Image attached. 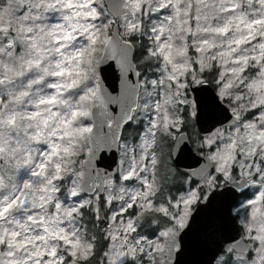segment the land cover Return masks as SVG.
<instances>
[{
    "label": "snow or ice",
    "instance_id": "6c2138e0",
    "mask_svg": "<svg viewBox=\"0 0 264 264\" xmlns=\"http://www.w3.org/2000/svg\"><path fill=\"white\" fill-rule=\"evenodd\" d=\"M93 5L94 0H0V86L21 77L25 67L41 77L30 80L29 87L43 76L56 78L48 85L53 92L23 113L46 128L50 121L55 124L47 151L37 150L34 158L19 136L13 143L0 135V257H9L0 264H19L12 259L14 248L24 252L23 264H124L125 258L133 264H178L186 246L200 254L197 264H264V12L255 11L264 9V0L251 5L243 0H120L113 5L118 19L103 21ZM51 10L59 11L63 21L52 25L53 50L61 54L72 47L63 63L75 65L77 57L83 62V74L70 76L71 83L64 80L60 62L50 74L42 65L47 50L36 31ZM149 13L161 19L148 29L144 55L130 61L134 41L114 43L109 33L114 24L122 38L140 33L142 17ZM117 44L120 92L107 99L120 104L126 120L135 112L126 110L125 102H134L135 110L148 114L147 128L137 151L119 145L118 173L90 176L91 190L82 197L85 163L91 166L95 158L103 164L104 153L117 146L103 137L93 140L92 126L80 124L94 106H104L99 66L115 55ZM169 47L172 55H165ZM159 57L165 61L159 77L133 85L130 77L140 76V65ZM8 89L7 100H0V127H14L21 116L8 96L19 103L29 95ZM71 90L80 92L74 100L65 98ZM25 167L31 178L21 184L18 171ZM68 174V195L75 201L70 206L57 199V182ZM176 182L182 185L176 194L163 190ZM244 189L252 195L244 197ZM236 193L242 198L235 199ZM20 208L27 214L16 227L30 238L3 226ZM85 209L94 223L78 227ZM200 209L205 214L193 225ZM145 217L158 225L152 238L137 234L136 225ZM37 228L40 233L32 234Z\"/></svg>",
    "mask_w": 264,
    "mask_h": 264
},
{
    "label": "water",
    "instance_id": "95a60500",
    "mask_svg": "<svg viewBox=\"0 0 264 264\" xmlns=\"http://www.w3.org/2000/svg\"><path fill=\"white\" fill-rule=\"evenodd\" d=\"M105 6L110 14L114 16L115 19H118V13L116 12L117 9L113 8V5H118L120 0H104ZM120 10L123 11V4L121 3ZM121 29L119 25L116 24L115 27L112 29L111 33L109 34L113 42H121L124 38L120 35ZM129 56L128 59L130 61L134 60L135 54V46L134 44L130 46ZM119 56V45L117 44V49L115 55H112L111 58H105L102 60L101 65L99 66V75H100V95L101 99L104 100V106H94L91 110V118L93 121V140L97 137H103L106 141L111 143L115 141L116 147L106 151L103 156L104 163H99L93 158L91 166L88 163H85L84 172L85 176L82 181V188L85 193L90 192L91 190V182L89 177H94L97 173L101 176L105 174H116L118 172V156H119V145L123 135V128L124 125L130 121L131 119H124L121 111L120 104H112L108 101L107 97L109 95H118L120 89L118 87V80L120 77L117 75L116 72V64L115 60ZM131 82L133 85L136 84L137 80L140 81L139 77L131 76ZM105 108L107 111L105 112ZM132 108L135 110V103L125 102V109ZM107 165V167L105 166ZM223 189L216 188L214 191L220 192ZM249 189H244L243 193ZM241 193H236L235 199L240 197ZM203 203V202H201ZM205 214L204 209H200L196 214H194L193 218V225H196L201 217ZM224 214L226 215V208L224 210ZM191 230L187 234V238L191 237ZM238 235V228H236L232 236L235 237ZM225 243L229 242L228 238H225ZM200 259V254L193 250L190 247L186 246V251L181 252L178 256V264H197V261Z\"/></svg>",
    "mask_w": 264,
    "mask_h": 264
},
{
    "label": "rangeland",
    "instance_id": "374dc122",
    "mask_svg": "<svg viewBox=\"0 0 264 264\" xmlns=\"http://www.w3.org/2000/svg\"><path fill=\"white\" fill-rule=\"evenodd\" d=\"M105 5V4H104ZM94 7L97 8L98 14H99V21H101V7L100 4H97L94 0ZM106 8V6H105ZM107 10V8H106ZM124 11V10H123ZM108 12V11H107ZM109 13V12H108ZM111 19H114V16L111 15ZM159 19H161V17L154 15V14H146L142 17V21L143 24L145 25V28L142 29V31L140 33L134 34L137 36H141V34H144L146 36V38L148 39L149 37V32L148 29H150L153 21H158ZM115 20V19H114ZM98 21V22H99ZM62 17L60 16V12L57 10H51L48 12L44 13L43 19H40L38 21V23L40 24H48V25H54V24H59L62 23ZM115 27V24L113 26V28ZM144 32V33H143ZM77 46H79L80 41L76 42ZM163 43V42H162ZM148 44H149V39H148ZM148 46V45H147ZM75 49H72V51H74ZM82 55V54H81ZM165 55H172V50L171 47H169L168 52L165 53ZM164 58L163 57H159V60H154V62L151 64V66L148 68L147 72H144V81H148L154 78H158L160 72L163 71V65H164ZM82 59L80 57H77V63L75 65H73L75 67V73H73V71L71 70V68L66 69L65 70V76H72L73 74L75 75H82L83 74V68H82ZM71 64V63H70ZM169 70H171V65H169ZM40 73L35 71V70H28L27 72H25L21 77L16 78L14 81L10 82L8 85L6 86H0V100H7V95L6 93V89L13 88L17 91L19 90H25L28 91L29 95L25 98V105H27V110H32V105L27 104V101L29 99H35L38 97H42V96H47L50 95L53 92V89L49 88L48 85L55 82L56 78L53 77H46L44 80L40 81L37 84H33L29 87L28 82L30 80H35L39 77ZM69 83H71V79L69 80ZM80 94L79 90H71L69 94L65 95L66 99H75L76 97H78V95ZM23 107V105H22ZM137 120L142 121V123L144 124V130L142 131L141 134H143L147 128V122H148V114L146 112L140 111L137 113L136 115ZM80 124L85 125V126H92L93 127V123L91 121V115L90 117L87 118H81ZM141 137V135H140ZM140 137L137 141H134L132 138H126L123 139L121 141V144L126 145L127 147H129L130 149H132L133 151H137L138 150V143L140 141ZM34 147H36L39 151H47V146L46 144L43 143H36L35 145H33ZM66 180H67V194L66 196L62 197L59 193L60 191V186L58 185L57 182V199H59L60 201H62L63 203H65L66 206H70L71 204H73L75 201H73V199L68 195V190L71 187L72 184V176L71 174L66 175ZM31 175H30V170L25 167L22 168L21 170L18 171V183L23 182V180L25 179H30ZM83 190L81 193V196L83 197ZM252 195V192L250 190V195L247 197H250ZM203 202V201H201ZM28 212H31V210H28ZM26 211L24 208H20L17 210H13L9 219L15 218V219H20L23 220L24 216L26 215ZM77 226H81V219L76 221ZM11 226V225H10ZM65 228H67V225H64ZM136 231L138 235H142L144 237H147L146 235H144L143 233H140L138 231V224L136 225ZM40 233V229L37 228L33 231L32 234L36 235ZM81 236L83 237L84 240V236L81 233L80 235V240H81ZM149 238V237H147ZM82 241V240H81ZM83 242V241H82ZM133 264L132 260L129 258H125L124 259V264Z\"/></svg>",
    "mask_w": 264,
    "mask_h": 264
},
{
    "label": "clouds",
    "instance_id": "9594fccd",
    "mask_svg": "<svg viewBox=\"0 0 264 264\" xmlns=\"http://www.w3.org/2000/svg\"><path fill=\"white\" fill-rule=\"evenodd\" d=\"M95 2L97 4H99L101 2V0H95ZM243 2L246 5H251L253 3V0H243ZM249 11H252L251 8H249ZM255 11L257 12H264V9L262 8H258L255 9ZM43 19V17H42ZM264 27V26H262ZM55 29L52 27V25H48V24H38L37 25V31H36V36L38 38L39 43L44 47V49H46V55L44 56V59L42 61V65L44 67H47L49 70V74L56 70V64L58 62L61 63V66L64 67L65 69H69L71 68V70L73 72H75V67L70 64V63H63L64 61V57L65 56H71L72 54V47H66L64 52L61 54H57L53 49L55 47L54 45V36L52 34H54ZM71 43V42H69ZM100 49L99 46L97 48V57L99 55ZM4 60L7 61L8 57L5 56ZM17 71H19V67H17ZM28 69L27 67L24 68V73L27 72ZM43 75V74H41ZM13 77L15 78V74H13ZM48 77V76H43V80ZM16 79V78H15ZM37 79H41V77H38ZM71 77L70 76H65L64 80H70ZM14 93L20 92V91H24V90H15L12 89ZM9 89H6V95L8 93ZM41 97L35 98V99H29L27 101V104L30 105H34ZM8 100L12 101L11 107L14 111L21 113V116H19L16 120V124L14 127H8V126H2L0 127V135H2L5 138V141L7 140H12L13 143H15L16 137L19 136L21 138V140L23 142H26V145H29L32 147V152L31 155L32 157H36V151L38 150L36 147H34L33 145H35L36 143H43V144H48L50 142V136H49V132L51 130V128L55 127V124L53 122H49L48 127H44L43 124L40 123V120H26L23 118V113L25 111H27V105H25V99H22L19 103L16 102V96L12 95V96H8ZM23 105V107L21 106ZM87 107V105H86ZM58 111L60 112H65L66 109L64 106H60L58 108ZM7 115V113L5 114ZM39 133V136L37 138V140H31L29 139L30 137L36 136V134ZM13 176H16V173L13 174ZM13 222L11 224H9L7 221L4 223V227L8 228L9 231L15 229L16 231L20 232V236L21 239L24 238H30L31 237V233H28L27 237L25 236V230L22 227H16V223L15 221H19L20 224H23L24 221L20 220V219H15L12 218L10 219ZM11 225V226H10ZM29 227H33V226H29ZM34 230V229H33ZM81 240L83 241V237L81 236ZM12 251H14L16 253V255L12 258L15 259L16 261L19 262V264H23V257H24V252L20 251L18 249H12ZM0 259L7 261L9 259V257L7 256H2L0 257Z\"/></svg>",
    "mask_w": 264,
    "mask_h": 264
},
{
    "label": "trees",
    "instance_id": "16d2710c",
    "mask_svg": "<svg viewBox=\"0 0 264 264\" xmlns=\"http://www.w3.org/2000/svg\"><path fill=\"white\" fill-rule=\"evenodd\" d=\"M99 4L101 7V16H100L101 21H103L105 19H109V18L111 19L112 14L107 12L105 5H104L105 4L104 0H101V2ZM127 38L134 41L135 61L140 60L141 57L144 55L145 48L148 45V39L146 38V36L144 34H141V36L133 35V36L127 37ZM154 60H155V58L151 61L142 63L140 65L141 70H143L144 72H147L148 68L150 67L149 65H151L154 62ZM129 125L124 130V137H126V138H128V137L129 138L130 137L136 138L137 136L139 137L141 134V132L138 133L140 130V127H138V125H135L134 127H130ZM66 178L67 177L65 176L64 178H62L58 182V185L60 186V191H59L60 193L59 194L62 197L66 196V194H67V188H68L67 180L68 179L66 180ZM163 190L167 191L170 195H174L177 192H179L180 190H182V185L179 182L167 184L163 187ZM83 195L86 196L87 194L84 193ZM105 212L107 214V210H105ZM81 223H82V225H87V226H91V224L94 223V220L92 218V213H90L87 209H85L84 215L81 218ZM138 231L140 233H143L147 237L152 238L157 234V232L159 231V228H158L157 224L152 223L151 217H145L138 222Z\"/></svg>",
    "mask_w": 264,
    "mask_h": 264
},
{
    "label": "flooded vegetation",
    "instance_id": "af4514ba",
    "mask_svg": "<svg viewBox=\"0 0 264 264\" xmlns=\"http://www.w3.org/2000/svg\"><path fill=\"white\" fill-rule=\"evenodd\" d=\"M124 39H128V38H124ZM134 55H135V54H134ZM134 60H135V57H134ZM149 66H151V65H149ZM144 75H145L144 71L141 70V74H140V76H139L140 81H144ZM134 112H135L134 117L124 125V128H123V138L121 139V141H122L123 139H126V137H124V130H125V128H126L129 124H130V125H129L130 127H134L135 125H138V127H140V130H139L138 133H140V132L142 133V131L144 130V124L142 123V121L137 120V118H136L137 113L140 112V111H139V110H134ZM140 135H141V134H140ZM139 137H140V136H139ZM139 137L137 136L136 138H135V137H130V138H132L134 141H137V140L139 139ZM120 145H121V144H120ZM137 224H138V223H137Z\"/></svg>",
    "mask_w": 264,
    "mask_h": 264
}]
</instances>
